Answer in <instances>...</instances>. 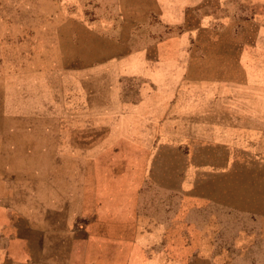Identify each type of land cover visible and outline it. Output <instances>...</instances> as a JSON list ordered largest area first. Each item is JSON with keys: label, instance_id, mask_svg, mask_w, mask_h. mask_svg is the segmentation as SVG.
I'll list each match as a JSON object with an SVG mask.
<instances>
[{"label": "rangeland", "instance_id": "1", "mask_svg": "<svg viewBox=\"0 0 264 264\" xmlns=\"http://www.w3.org/2000/svg\"><path fill=\"white\" fill-rule=\"evenodd\" d=\"M6 207L96 264H264V0H0Z\"/></svg>", "mask_w": 264, "mask_h": 264}, {"label": "crops", "instance_id": "2", "mask_svg": "<svg viewBox=\"0 0 264 264\" xmlns=\"http://www.w3.org/2000/svg\"><path fill=\"white\" fill-rule=\"evenodd\" d=\"M6 209L0 210V264H96L95 258L74 257L58 228H42L16 207Z\"/></svg>", "mask_w": 264, "mask_h": 264}]
</instances>
